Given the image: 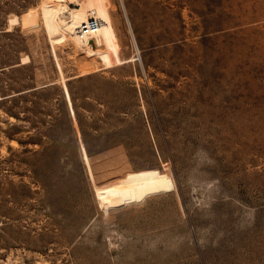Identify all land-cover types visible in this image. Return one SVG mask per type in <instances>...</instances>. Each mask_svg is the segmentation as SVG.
Returning a JSON list of instances; mask_svg holds the SVG:
<instances>
[{
  "label": "rangeland",
  "instance_id": "obj_1",
  "mask_svg": "<svg viewBox=\"0 0 264 264\" xmlns=\"http://www.w3.org/2000/svg\"><path fill=\"white\" fill-rule=\"evenodd\" d=\"M6 94L0 264H264V0H0Z\"/></svg>",
  "mask_w": 264,
  "mask_h": 264
},
{
  "label": "bare ground",
  "instance_id": "obj_2",
  "mask_svg": "<svg viewBox=\"0 0 264 264\" xmlns=\"http://www.w3.org/2000/svg\"><path fill=\"white\" fill-rule=\"evenodd\" d=\"M76 6H73V7H70L69 5H65L64 6V12L67 16V19H68V23L73 25L75 24V20L76 18L78 17V9L76 8ZM103 23H102V26L95 32V33H103L104 36L106 37V40L108 42V44L110 45V47L113 49V50H116V47H117V44H116V39H115V35H114V32H113V28L110 24V22L107 20V19H103ZM87 21V20H86ZM86 21H80L78 23V25L76 26V31H79V28L86 22ZM15 142V141H14Z\"/></svg>",
  "mask_w": 264,
  "mask_h": 264
},
{
  "label": "built area",
  "instance_id": "obj_3",
  "mask_svg": "<svg viewBox=\"0 0 264 264\" xmlns=\"http://www.w3.org/2000/svg\"><path fill=\"white\" fill-rule=\"evenodd\" d=\"M102 23L103 20L98 17L95 10H90L88 20L79 28L78 32V36L84 44L87 43V38L91 37L102 26Z\"/></svg>",
  "mask_w": 264,
  "mask_h": 264
},
{
  "label": "trees",
  "instance_id": "obj_4",
  "mask_svg": "<svg viewBox=\"0 0 264 264\" xmlns=\"http://www.w3.org/2000/svg\"><path fill=\"white\" fill-rule=\"evenodd\" d=\"M72 80H70V81H68V87H69V91H70V94H71V98H72V101H73V104H74V106L76 107V109H77V107H78V104L76 103V96H75V93H74V91H73V88H72ZM46 88L47 87H44V88H38L37 86H35V87H33V89L30 91V92H33L31 95H36V94H39V93H41V92H44L45 90H46ZM41 89H44V90H41ZM29 92V93H30ZM12 97H14L13 96V94H6V95H3V96H0V101H5V100H9L10 98H12ZM65 98V97H64ZM65 100V102H66V99H64ZM36 101H33V100H31V104L33 105V107H35L36 106ZM14 116H16L17 118H19V116L17 115V114H13ZM84 142H85V145H86V148H87V151H88V154L91 156V155H93L94 154V149H93V146H92V144H91V142H90V140L86 137V136H84ZM131 144L132 142L130 141H128V142H126V144Z\"/></svg>",
  "mask_w": 264,
  "mask_h": 264
}]
</instances>
